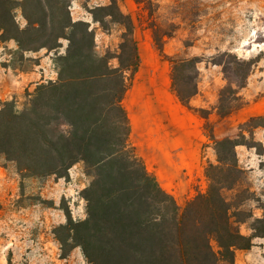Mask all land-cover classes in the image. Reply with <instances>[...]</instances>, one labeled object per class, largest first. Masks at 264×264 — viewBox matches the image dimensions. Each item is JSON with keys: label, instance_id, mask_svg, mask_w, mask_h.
Wrapping results in <instances>:
<instances>
[{"label": "trees", "instance_id": "1", "mask_svg": "<svg viewBox=\"0 0 264 264\" xmlns=\"http://www.w3.org/2000/svg\"><path fill=\"white\" fill-rule=\"evenodd\" d=\"M17 6L27 21L25 29L15 21ZM32 6L35 17L28 13ZM96 10L124 27L116 55L97 53L94 32L89 24L72 21L67 0H22L18 5L0 0L1 41L15 40L22 52L53 50L61 47L62 39L68 41L66 53L58 58L62 64L56 81L27 91L22 110L14 99L3 103L0 155L32 176L64 177L75 163H84L91 178L85 190L87 217L69 227L92 264H235L238 250L250 249L254 238L264 237V207L262 217H248L254 221L253 234L245 236L238 226L246 220L242 211L224 195L239 183L236 147L253 146L238 138L216 141L210 136L218 164L206 169L208 188L180 207L130 142L122 102L129 89L126 74L134 76L141 63L134 21L122 13L118 0ZM95 21L107 29L102 20ZM149 28L156 51L170 63L171 90L184 107L194 110L198 57H168L164 46L173 33L155 23ZM215 64L222 67L227 82L218 94L217 114L226 117L243 107L239 91L256 62L223 52ZM255 122L264 128V116L242 126Z\"/></svg>", "mask_w": 264, "mask_h": 264}, {"label": "rangeland", "instance_id": "2", "mask_svg": "<svg viewBox=\"0 0 264 264\" xmlns=\"http://www.w3.org/2000/svg\"><path fill=\"white\" fill-rule=\"evenodd\" d=\"M138 1L118 0L122 13L134 21L141 62L134 76L126 74L129 89L122 102L130 123V142L180 207L207 190L206 169L218 164L214 140L238 138L252 145L236 147L239 183L224 192L246 219L238 224L241 233L251 236L253 218L262 217L264 207V128L258 126L260 122L242 125L264 116V0ZM67 4L72 21L85 22L94 32L98 54L119 53L124 27L112 22L107 12L96 10L111 0H67ZM28 13L35 17V7H29ZM14 15L18 26L25 29L27 21L20 6ZM151 23L173 33L164 46L165 55L198 57V94L191 101L195 111L184 107L171 90V66L156 51ZM71 36L75 39V32ZM0 42L5 47L0 64L21 72L43 71L39 84L58 79L62 64L58 58L66 53V39L56 49L28 52L20 51L15 40ZM223 52L256 62L246 87L239 91L243 107L226 117L217 114L219 91L227 85L222 67L215 64ZM111 64L118 66L116 59ZM37 86L0 102V109L14 99L22 110L26 92L33 93ZM158 101L155 113L143 114L145 103ZM90 183L83 162L75 163L64 177L32 176L0 155V264H92L69 227L70 222L76 224L87 217L85 190ZM252 243L250 249L236 252L235 264H264V237Z\"/></svg>", "mask_w": 264, "mask_h": 264}, {"label": "crops", "instance_id": "3", "mask_svg": "<svg viewBox=\"0 0 264 264\" xmlns=\"http://www.w3.org/2000/svg\"><path fill=\"white\" fill-rule=\"evenodd\" d=\"M3 44L0 42V56H2V50L5 48ZM13 46H16V44ZM42 78L43 71L41 70L39 72H21L17 69L13 70L10 65L0 64V88L2 87L0 90V102L11 98L15 94H21L26 89H32L34 86L39 85ZM159 104L160 101L157 103H145L143 114L155 113L159 108Z\"/></svg>", "mask_w": 264, "mask_h": 264}]
</instances>
